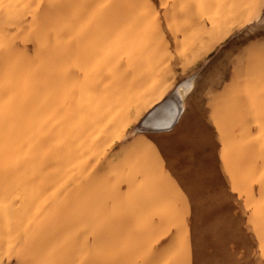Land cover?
Wrapping results in <instances>:
<instances>
[{"label": "rangeland", "instance_id": "374dc122", "mask_svg": "<svg viewBox=\"0 0 264 264\" xmlns=\"http://www.w3.org/2000/svg\"><path fill=\"white\" fill-rule=\"evenodd\" d=\"M0 264H264V0H0Z\"/></svg>", "mask_w": 264, "mask_h": 264}, {"label": "bare ground", "instance_id": "6f19581e", "mask_svg": "<svg viewBox=\"0 0 264 264\" xmlns=\"http://www.w3.org/2000/svg\"><path fill=\"white\" fill-rule=\"evenodd\" d=\"M192 86H193V83L191 80L188 82H184L177 89H175V91L172 94L169 95L170 98L168 99L172 101L171 105L162 109L160 113V115L162 116V119L156 120L161 123H164L163 124L164 126L158 127L157 125L155 126V125L142 124L145 127L143 131L151 132L152 129L170 127L171 124H173L178 117L180 118L184 110L183 100H184L185 93L189 92Z\"/></svg>", "mask_w": 264, "mask_h": 264}, {"label": "water", "instance_id": "95a60500", "mask_svg": "<svg viewBox=\"0 0 264 264\" xmlns=\"http://www.w3.org/2000/svg\"><path fill=\"white\" fill-rule=\"evenodd\" d=\"M172 101L170 99H166L162 102H160L157 106H155L144 118L142 124H147V125H157L158 127L164 126V123H161L159 121H156L157 119H162V116L160 115L162 109L165 107L170 106ZM173 125V124H171ZM143 126V125H142ZM171 127V126H170ZM169 128V127H167ZM157 129H166V128H157ZM157 129H152V130H157Z\"/></svg>", "mask_w": 264, "mask_h": 264}, {"label": "crops", "instance_id": "0c3cea01", "mask_svg": "<svg viewBox=\"0 0 264 264\" xmlns=\"http://www.w3.org/2000/svg\"><path fill=\"white\" fill-rule=\"evenodd\" d=\"M178 86V85H177ZM176 86V87H177ZM175 87V88H176ZM175 88H174V90H175ZM173 90V91H174ZM172 91V92H173ZM171 92V93H172ZM170 94H168L165 98H163L160 102H162V101H164V100H166V99H168V98H170V96H169ZM160 102H158L155 106H157ZM154 106V107H155ZM184 113V112H183ZM183 113H182V115H183ZM185 113H186V109H185ZM185 113H184V115H185ZM182 115L180 116V118L178 117L177 119H176V121L173 123V125H171V127H169V128H166V129H157V130H151V132L150 133H148V132H142V133H144V134H165V133H170V132H173L175 129H176V127L181 123V121H182V119H183V117H182ZM182 118V119H181Z\"/></svg>", "mask_w": 264, "mask_h": 264}, {"label": "snow or ice", "instance_id": "6c2138e0", "mask_svg": "<svg viewBox=\"0 0 264 264\" xmlns=\"http://www.w3.org/2000/svg\"><path fill=\"white\" fill-rule=\"evenodd\" d=\"M209 195L216 196V195H218V194H217V193H212V192H210Z\"/></svg>", "mask_w": 264, "mask_h": 264}]
</instances>
